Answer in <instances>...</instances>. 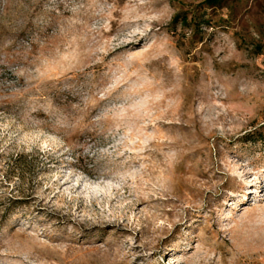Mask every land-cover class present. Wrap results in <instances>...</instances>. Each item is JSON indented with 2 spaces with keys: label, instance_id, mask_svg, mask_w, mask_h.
I'll use <instances>...</instances> for the list:
<instances>
[{
  "label": "rangeland",
  "instance_id": "374dc122",
  "mask_svg": "<svg viewBox=\"0 0 264 264\" xmlns=\"http://www.w3.org/2000/svg\"><path fill=\"white\" fill-rule=\"evenodd\" d=\"M204 1L0 0V264H264V0Z\"/></svg>",
  "mask_w": 264,
  "mask_h": 264
},
{
  "label": "trees",
  "instance_id": "16d2710c",
  "mask_svg": "<svg viewBox=\"0 0 264 264\" xmlns=\"http://www.w3.org/2000/svg\"><path fill=\"white\" fill-rule=\"evenodd\" d=\"M222 0H205L204 1V4L207 6V7H212V6H217L219 4H221ZM186 17L183 18V21H186Z\"/></svg>",
  "mask_w": 264,
  "mask_h": 264
}]
</instances>
